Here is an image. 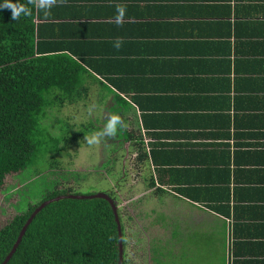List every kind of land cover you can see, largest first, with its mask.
Segmentation results:
<instances>
[{"label":"crops","instance_id":"1","mask_svg":"<svg viewBox=\"0 0 264 264\" xmlns=\"http://www.w3.org/2000/svg\"><path fill=\"white\" fill-rule=\"evenodd\" d=\"M36 23L87 63L75 114L138 138L119 144L127 264L140 225L153 264H264V0H57Z\"/></svg>","mask_w":264,"mask_h":264},{"label":"trees","instance_id":"2","mask_svg":"<svg viewBox=\"0 0 264 264\" xmlns=\"http://www.w3.org/2000/svg\"><path fill=\"white\" fill-rule=\"evenodd\" d=\"M21 2L26 3V0ZM40 30L35 9L30 16L18 20L12 19L10 9H0V192L8 176L25 171L40 157L44 145L41 125L48 123L49 110L55 106L72 107V102L85 101L89 95L87 63L76 56L72 47L40 40ZM118 103L120 108L129 104L121 97ZM78 122L73 128L87 125ZM89 122L90 133L103 135L108 121ZM122 132L123 135L118 129L114 135L124 144L138 140ZM84 136L74 133L73 142H79ZM48 137L51 141L61 138ZM68 143V140L58 143V150ZM55 152L50 150L47 155H55ZM143 159L141 155L139 160L143 162ZM145 176L154 179L150 170L145 171ZM71 195L79 194L71 189L54 190L43 202L29 205L27 212L1 229L0 264L5 263L23 228L41 205ZM107 195L118 207L123 232V264H127L121 210L115 194ZM155 252L166 257L164 248L156 247ZM120 260V233L110 202L66 198L46 206L34 218L8 264H120Z\"/></svg>","mask_w":264,"mask_h":264},{"label":"rangeland","instance_id":"3","mask_svg":"<svg viewBox=\"0 0 264 264\" xmlns=\"http://www.w3.org/2000/svg\"><path fill=\"white\" fill-rule=\"evenodd\" d=\"M72 108L67 106L60 109L55 106L49 110L48 123L41 125L44 145L40 157L25 171L6 178L3 190L0 192V230L16 216L27 212L29 205L43 202L54 190L71 189L79 194L77 196L112 193L115 194L120 207V183L125 178L119 175L120 161L122 162L125 156L122 155L123 147L119 146L120 140L112 135L90 133L92 131L88 127L89 120L94 118L98 121L100 116L91 117L86 112L81 115L75 114ZM87 109L88 107L85 108L86 111ZM78 121L87 124L86 127L73 128ZM74 133L86 136L79 142H73ZM48 135L61 138L58 141H51ZM93 136L96 137L97 142L89 145L87 139ZM65 140H68V145L62 144L58 150L57 144ZM50 150H56L55 155H47ZM130 173L133 177L136 175L135 171ZM132 205L130 208L133 207ZM123 209L125 212V207ZM133 215L135 216V212ZM136 225L134 219L132 226ZM138 228L143 231L129 236L128 253L131 264H153L150 257L155 256L153 238L156 235H151V230L142 225ZM149 245L152 250L147 248Z\"/></svg>","mask_w":264,"mask_h":264},{"label":"clouds","instance_id":"4","mask_svg":"<svg viewBox=\"0 0 264 264\" xmlns=\"http://www.w3.org/2000/svg\"><path fill=\"white\" fill-rule=\"evenodd\" d=\"M57 0H26L25 2H21V0H17V2H13V0H0V9H10L12 11V19L18 20L22 16L28 17L32 14L33 9L37 11H43L44 14L50 15L53 7L56 5ZM126 15V7L124 5H117L115 20L117 24L122 23L123 18ZM122 44V40L115 41V47L119 48ZM121 126L120 121L117 117H112L104 128V135H114L117 131V127ZM96 137L87 139V143L89 145L96 143Z\"/></svg>","mask_w":264,"mask_h":264},{"label":"water","instance_id":"5","mask_svg":"<svg viewBox=\"0 0 264 264\" xmlns=\"http://www.w3.org/2000/svg\"><path fill=\"white\" fill-rule=\"evenodd\" d=\"M80 199V200H86V199H105L107 201L110 202V204L112 205L116 218H117V223H118V228H119V233H120V248H121V260H120V264H123V232H122V225L120 222V218H119V214H118V207L115 204V201L110 198L107 194L101 193V194H97V195H91V196H75V195H71V196H61L58 197L54 200L51 201H47L45 202L43 205H41L36 211L35 213L32 215V217L28 220L27 224L25 225V227L23 228L21 235L16 243V245L13 248V251L11 252V254L8 256V258L6 259L4 264H8L9 261L13 258V256L15 255V253L17 252L20 244L22 243L25 234L27 233V230L29 228V226L32 224L34 218L48 205H50L51 203L57 202V201H61L63 199Z\"/></svg>","mask_w":264,"mask_h":264}]
</instances>
